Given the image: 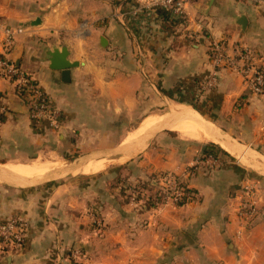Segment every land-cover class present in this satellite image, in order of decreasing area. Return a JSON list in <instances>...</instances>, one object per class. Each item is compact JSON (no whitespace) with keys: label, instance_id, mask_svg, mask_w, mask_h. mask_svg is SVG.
<instances>
[{"label":"crops","instance_id":"0c3cea01","mask_svg":"<svg viewBox=\"0 0 264 264\" xmlns=\"http://www.w3.org/2000/svg\"><path fill=\"white\" fill-rule=\"evenodd\" d=\"M151 1L0 0V38L6 27L23 29L12 59L60 114L57 128L33 121L12 86L0 82L7 107L1 168L42 154L66 158L69 147L83 150L84 142L119 147L166 107L199 113L229 147L211 142L223 152L205 155L208 145L161 134L87 184L84 176L52 190L0 181V221L21 216L29 224L27 245L11 264H264V172L235 152L243 146L264 157V97L252 94L239 73H215L210 61L212 45L224 42L231 56L240 46L264 68V0H185L181 25L158 21ZM62 48L76 65L66 75L51 68ZM213 74L215 87L201 92ZM118 172L129 187L159 189L163 176H174L195 200L179 206L158 197L149 207L145 190L128 199L126 188L124 195L114 189ZM249 201L258 211L245 221L240 210Z\"/></svg>","mask_w":264,"mask_h":264},{"label":"built area","instance_id":"2783aa9c","mask_svg":"<svg viewBox=\"0 0 264 264\" xmlns=\"http://www.w3.org/2000/svg\"><path fill=\"white\" fill-rule=\"evenodd\" d=\"M185 0H152L151 8L154 12L158 8L170 11L173 20H185L183 3ZM242 3L258 4L259 0H236ZM23 33L22 28L6 27L1 31L0 38V82L8 83L13 88V92L26 105L31 119L35 122H47L57 128L60 114L50 103L48 96L36 84L30 75L24 73L15 64L12 54L15 49L16 38ZM234 56L227 52L224 42L214 43L211 47L210 61L215 67V73L222 70H230L239 73L244 84L249 91L260 98L264 97V68L256 62L254 53L248 49L236 46ZM216 85V74L208 78L201 87V92L207 93ZM7 107L0 96V114L6 115ZM213 160L212 156H209ZM163 193L159 194L161 202L181 203L195 200L193 192L183 186L174 176L165 175L162 178ZM245 195H249L251 190L245 188ZM156 195L151 199L158 203ZM162 198V199H161ZM254 201H249L241 210L240 216L243 220L249 221L257 213ZM29 224L21 216H15L6 221H0V259L12 257L21 253L28 240Z\"/></svg>","mask_w":264,"mask_h":264},{"label":"water","instance_id":"95a60500","mask_svg":"<svg viewBox=\"0 0 264 264\" xmlns=\"http://www.w3.org/2000/svg\"><path fill=\"white\" fill-rule=\"evenodd\" d=\"M238 24L242 28H245L246 19L241 18V20L238 22ZM106 44H107L106 39L102 38L101 39L102 47L106 46ZM52 56L54 57V59L52 60L51 68L54 70L63 71L64 75H66L70 69H72L76 66V65L70 64L68 62V60H67L68 51L66 48H62V54H60V56H59L58 52H56V51L52 54ZM189 109H191V108H189ZM193 112H194L195 116H197L198 119L200 120L199 122H201L202 124L203 123L207 124L210 134L214 137L216 134H215V130H214L213 126L209 122H207L199 113H197L195 111H193ZM179 113L180 112L176 111L173 114H171L170 116L163 119V122L159 124L160 129L161 130L171 129L174 126L178 125L180 122H182V120L184 119V116H180ZM146 136L140 138L139 140H136V141L131 142V143L126 144V145H121V146L116 147V148L94 151V152H92L86 156H83L82 158L73 162L72 164H70L67 167H64V168H61L58 170H52L51 172L47 173L45 176H43L39 179H34V180L26 179L24 177L17 175L16 173H13V172L5 169V168L0 167V181L8 182V183L15 184V185L22 186V187L41 186L44 184H49V183L61 180V179L68 177L70 175H73L76 171L83 168L84 166H86L87 164H89L92 161L100 160V159H111V158H119V159L123 160L124 157H126V156L128 157V156L135 155L136 153H139V151L141 150L142 145H143V141H144ZM224 145L229 147L226 144H224ZM235 148L237 149L236 152L238 154L245 156L249 159L251 158L252 160H259L261 163L264 164V157L262 155L258 154L257 152L251 151V150L249 151V150L245 149L243 146H236ZM230 149L233 150V148H230ZM4 264H11V257H7L4 261Z\"/></svg>","mask_w":264,"mask_h":264},{"label":"rangeland","instance_id":"374dc122","mask_svg":"<svg viewBox=\"0 0 264 264\" xmlns=\"http://www.w3.org/2000/svg\"><path fill=\"white\" fill-rule=\"evenodd\" d=\"M179 108L180 109H182V108L185 109L186 107L180 106ZM173 113L174 112L171 111L170 108L166 107V109H164V111L158 113L157 115H159V116L163 115V118L165 119L166 117L170 116ZM161 134L164 135V136H168V137L172 138L173 140L174 139H179V140H182L184 142L198 144L199 146L201 144L202 145H210L211 144V142H206V143L205 142H200V143H198V142L190 141V140L187 141V139L181 137L180 135H178V133H176L174 131H171V129L161 130L160 127L158 126L155 129H153L151 132H149L147 134V136L145 135L146 137H145V139L143 141V145H142L143 149L141 148L140 151L144 150L149 142H151L155 137H157L158 135H161ZM116 139H118V138H116ZM114 147H116V145L108 144L106 142L103 143V144H99V145H89L87 143L85 144V142H84L83 144H81V149H83V150H80V149L70 150V147H69L66 150V152H67L66 153L67 154L66 158H63L62 156L57 155V154H52V155L51 154H42L39 158L42 159L43 162H48V163L53 164V166L55 167L54 170H58V169H61V168L69 166L70 164H72L73 162L79 160L83 156H86V155H88V154H90V153H92L94 151H97L98 149H110V148H114ZM136 155H137V153L135 155H133V157H135ZM129 158L130 157H127L124 161H119L118 159L109 160L111 162L110 166L107 169H105V170H103V171H101V172H99L97 174H94V175H83L81 173H75L73 175L74 176L76 175L75 177L80 176L81 178H82V176H84L82 181H85V183L87 184V182L92 180V179H90L91 177L92 178H94V177L96 178V177L103 176V174H106L107 172H109V170H115L116 171L117 169H119L120 165L125 163V162H127L129 160ZM58 160H59V164H58ZM34 161H36V160H33L31 162H34ZM251 161H252V162H250L251 166H253L259 172H264V164L263 163H261L259 160H251ZM242 162L246 163L245 160H243ZM115 171H112V172H115ZM73 175H70V176L65 177V178H63L61 180L55 181V182H53L51 184H47V185H44V186H47V188H51V190H52V188L57 187L58 184L63 182V180H66V179H69L71 177H74ZM123 176H124L123 174L118 172L117 179L112 183V185L114 184V189L116 187L118 189H120L119 190L120 195H124L125 194V197L127 196L128 199L132 198V195H134L136 197H139V196L143 195L142 191L145 190L146 193L145 192L144 193L147 196L146 201L148 203V202H151V199L155 195H159L160 193L161 194L163 193V182H162V180H159L160 181L159 189H157V187H156L157 185L156 184H152V183L150 185H146L147 183H141V184L137 183V184L131 185V186L134 187L133 188V187H129V186H127L125 184L126 178H124ZM142 184L146 185L145 188H142V186H143ZM125 188H126L127 191H124ZM141 189H142V191H141ZM41 190H44V188L43 189L41 188ZM122 190L124 191V194H122V192H123ZM90 212H92V211H90Z\"/></svg>","mask_w":264,"mask_h":264},{"label":"bare ground","instance_id":"6f19581e","mask_svg":"<svg viewBox=\"0 0 264 264\" xmlns=\"http://www.w3.org/2000/svg\"><path fill=\"white\" fill-rule=\"evenodd\" d=\"M176 111L180 112L179 113L180 116H184V119L178 125L171 128V131L178 133V135L190 141H195L198 143L216 142L217 144H220L222 148L226 149L224 144L222 145L220 142H218L217 140L213 138V136L210 134L208 130L207 124H204V123L202 124L201 122H199L200 120L198 119L197 116H195L192 110H190L189 108H185V109L176 108L175 111L173 112H176ZM163 119H164L163 117L160 118L158 116H149L140 124V126L137 129H135L133 132L131 131L132 133L128 135V137L125 140L124 145L129 144L131 142H134L144 137L149 132H151L153 129L158 127L159 124L163 122ZM110 163L111 162L109 161V159L108 160L101 159L99 161H92L86 166H84L83 168L76 171L75 173H81L84 175H94V174H97L107 169L110 166ZM58 164H59V160H58ZM5 168H7V170L13 173H16L17 175L21 177H24L30 180L39 179L55 169L53 164L48 163V162H43L42 159L40 160L38 159L31 163L30 161L29 163H18V162L11 163V164H8V166Z\"/></svg>","mask_w":264,"mask_h":264},{"label":"trees","instance_id":"16d2710c","mask_svg":"<svg viewBox=\"0 0 264 264\" xmlns=\"http://www.w3.org/2000/svg\"><path fill=\"white\" fill-rule=\"evenodd\" d=\"M156 15H157V19L158 21L160 20L163 24H168V23H172L173 25H181L183 23H185L183 20L181 19H176V20H171L172 18V14L170 11L164 10L162 8H158L156 10ZM6 121V116H4L3 114H0V125H2L4 122ZM206 149H210L211 153L206 152L205 155H209V154H214L216 151H221L223 152L219 147L215 146V145H208L206 146ZM151 183H149L150 185ZM142 188H145L146 185L148 184H142ZM150 203V202H149ZM149 207H157L156 204H148ZM180 205H184V202L179 204Z\"/></svg>","mask_w":264,"mask_h":264}]
</instances>
